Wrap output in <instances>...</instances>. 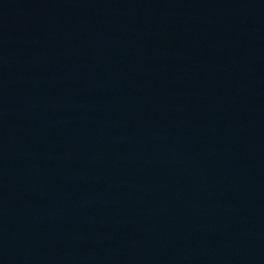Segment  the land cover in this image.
Listing matches in <instances>:
<instances>
[{"label": "water", "instance_id": "obj_1", "mask_svg": "<svg viewBox=\"0 0 264 264\" xmlns=\"http://www.w3.org/2000/svg\"><path fill=\"white\" fill-rule=\"evenodd\" d=\"M264 182V0H0V264H140Z\"/></svg>", "mask_w": 264, "mask_h": 264}]
</instances>
